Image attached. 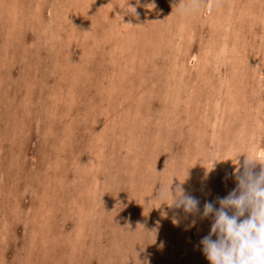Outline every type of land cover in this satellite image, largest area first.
Here are the masks:
<instances>
[{
	"label": "rangeland",
	"instance_id": "1",
	"mask_svg": "<svg viewBox=\"0 0 264 264\" xmlns=\"http://www.w3.org/2000/svg\"><path fill=\"white\" fill-rule=\"evenodd\" d=\"M207 2L0 0V264H210L159 194L264 162V0Z\"/></svg>",
	"mask_w": 264,
	"mask_h": 264
},
{
	"label": "clouds",
	"instance_id": "2",
	"mask_svg": "<svg viewBox=\"0 0 264 264\" xmlns=\"http://www.w3.org/2000/svg\"><path fill=\"white\" fill-rule=\"evenodd\" d=\"M188 7L197 9L199 0H190ZM244 156L242 162L238 155L234 157L237 186L227 196L218 199L219 207L206 202L201 212L196 198L186 194L179 185L174 190L170 188L173 178L166 191L159 194L161 202L167 197L170 200L167 204L182 208L185 213L199 212L201 218L212 217L209 234L200 241L210 264H264V162L252 155ZM210 159L213 167V161L217 160ZM257 164L260 165L259 171H254Z\"/></svg>",
	"mask_w": 264,
	"mask_h": 264
},
{
	"label": "bare ground",
	"instance_id": "3",
	"mask_svg": "<svg viewBox=\"0 0 264 264\" xmlns=\"http://www.w3.org/2000/svg\"><path fill=\"white\" fill-rule=\"evenodd\" d=\"M171 2V1H170ZM77 3V2H76ZM79 3V2H78ZM66 5V4H65ZM211 5H212V0H208V2H207V4H206V8H207V10H211ZM74 6V5H73ZM72 6V7H73ZM80 6V5H79ZM63 7V6H62ZM218 8V7H217ZM65 9H67V8H65ZM64 10V9H63ZM160 10V9H159ZM217 10H219V9H217ZM226 10H228V9H226ZM5 11V10H4ZM10 11V10H9ZM66 11V10H65ZM231 11V10H230ZM238 11V10H237ZM60 13V12H59ZM229 13V12H228ZM58 17V16H57ZM68 17V16H67ZM218 17V16H217ZM240 17V16H239ZM26 18V17H25ZM64 18V17H63ZM73 18V17H72ZM65 19V18H64ZM210 19H212V18H210ZM66 20V19H65ZM211 21V20H210ZM37 23V22H36ZM72 23V22H71ZM217 23H219V22H217ZM64 24H65V22H64ZM223 24V23H222ZM221 24V25H222ZM67 25V24H66ZM218 26H220V25H218ZM226 27V26H225ZM181 28V27H180ZM67 29V28H66ZM181 32V31H180ZM58 33V32H57ZM118 34V33H117ZM57 40V39H56ZM209 43V42H208ZM205 45V44H204ZM209 46V45H208ZM210 46H212V45H210ZM53 48V47H52ZM71 48V47H70ZM68 49V48H67ZM208 49H209V47H208ZM207 49V50H208ZM114 51V50H113ZM210 52V51H209ZM73 55V54H72ZM74 110V109H73ZM134 113V112H133ZM138 117V116H137ZM131 126V125H130ZM132 128V127H131ZM132 130V129H131ZM159 132V131H158ZM93 133V132H92ZM140 136V135H139ZM95 139V138H94ZM167 142V141H166ZM43 145V144H42ZM148 146V145H147ZM91 155V154H90ZM21 158V157H20ZM211 161V160H210ZM94 164V163H93ZM149 165V164H148ZM100 183V182H99ZM98 184V183H97ZM91 187V186H90ZM1 198V197H0ZM5 224V223H4ZM3 235V234H2ZM3 241V240H2ZM205 259H206V257H205Z\"/></svg>",
	"mask_w": 264,
	"mask_h": 264
}]
</instances>
